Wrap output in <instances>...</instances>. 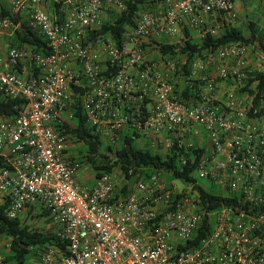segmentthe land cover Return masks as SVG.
Wrapping results in <instances>:
<instances>
[{
	"label": "built area",
	"instance_id": "1",
	"mask_svg": "<svg viewBox=\"0 0 264 264\" xmlns=\"http://www.w3.org/2000/svg\"><path fill=\"white\" fill-rule=\"evenodd\" d=\"M123 10L122 0L11 1L0 32L17 29L13 18L25 14L50 52L12 47L0 58V96L27 102L17 116L0 117V201L9 202L11 219L32 208L46 212L68 243L67 253L46 250L40 264H264V91L236 94L264 73V51L251 68L250 47L231 44L186 72L180 59L147 54L154 41L183 39L187 28L200 38L218 35L237 21L235 0H162L138 14L120 44L111 36L90 39ZM228 83L233 89L222 94ZM194 85L196 102L184 97ZM75 89L106 143L129 135L158 152L176 150L183 166L198 157L196 182L158 170L118 196L127 180L115 170L92 188L79 184L82 164L68 155L64 129L75 116ZM201 190L237 200L210 212ZM207 217L210 232L188 246ZM0 264H8L1 251Z\"/></svg>",
	"mask_w": 264,
	"mask_h": 264
},
{
	"label": "trees",
	"instance_id": "2",
	"mask_svg": "<svg viewBox=\"0 0 264 264\" xmlns=\"http://www.w3.org/2000/svg\"><path fill=\"white\" fill-rule=\"evenodd\" d=\"M125 4V10L122 12L111 13L102 23L98 30H94L90 34V39L97 36H111L116 39L117 43L123 39L126 30L135 25L138 14L142 11H154L157 4L162 0H122ZM10 6L2 3L0 0V19L12 17ZM58 6L53 5L52 9ZM26 15L17 16L14 19L19 26L13 32L11 40L12 47H29L34 53L47 56L50 49L47 40L33 29L25 19ZM248 29L244 31L242 28L232 25H222L218 35H207L200 38L197 33L187 28L183 39L172 44L166 39L154 41L155 48L158 50L162 59H180L178 68L188 71L193 68L194 64L202 61L210 52L235 43H241L248 47L258 44L261 51H264V31L256 22H249ZM21 68V65L18 66ZM35 73H38L35 70ZM257 82L255 88L253 84ZM197 85L185 87V98H194L196 102L197 96L193 94ZM264 91V73L256 74L254 78L248 80L246 86L240 90L242 95H257ZM82 91L74 90L73 106L75 108V116L68 122L64 129L68 135V140L81 147H77L80 154L78 158L72 157L80 164H88L95 172L96 179L105 173H112L115 170H121L126 178V183L122 189L117 191L118 196H124L133 184L139 180H148L156 171L164 170L173 174V178L182 179L187 183L196 182L195 165L196 160H192L190 156L186 166L181 165L179 152L172 150L167 153L158 152L150 149L148 144L141 146L129 135H124L115 145L106 143L101 136L90 127L87 122L85 112L81 106ZM27 102L21 98H7L0 96V117H15L25 108ZM5 159L0 157V169L4 167ZM199 189H201L199 187ZM202 197L206 204L207 210L216 211L221 207H229L236 200L234 195H215L209 191L201 190ZM9 202L0 201V237L8 240L7 251L2 252L8 264H26L29 259L33 258L39 262L42 254L49 249H56L62 253H67V242L58 237L55 227L48 231L38 225H33L30 219H37L40 222L51 223L46 212L41 213L40 209L32 208L24 217L11 219L8 215ZM212 226L211 219L206 218L202 228L197 232L198 238L190 242L188 246L196 245L199 240L210 232Z\"/></svg>",
	"mask_w": 264,
	"mask_h": 264
},
{
	"label": "rangeland",
	"instance_id": "3",
	"mask_svg": "<svg viewBox=\"0 0 264 264\" xmlns=\"http://www.w3.org/2000/svg\"><path fill=\"white\" fill-rule=\"evenodd\" d=\"M2 3H5V0H2ZM243 10L244 13L242 16L238 15L237 21L235 22V26H238L242 28L244 31H246L248 28L249 22H256L260 28L264 31V0H244L243 2ZM7 4L10 6L11 0H7ZM179 39L172 40L170 43L174 44L178 42ZM259 45L256 44L255 46L250 47V53L255 55L257 52L261 51V49L258 47ZM147 54L150 58H154V56H158L159 52L155 47L148 48ZM181 61V60H180ZM233 88L227 86L221 87V93H227L228 91L232 90ZM237 96H240V90H237L236 92ZM243 96V95H242ZM77 147H81V144H77L73 141H69V150H72V157L78 158L80 154L77 152ZM82 169L87 175L90 176L91 181L94 183L96 180L95 172L91 169V167L88 164H82ZM177 185L180 186L181 183L176 181ZM123 186V181H120L118 183V190ZM31 224L38 225L40 227L46 228L48 225L45 223V221L40 222L37 219H30ZM26 264H38L37 261H35L33 258L29 259Z\"/></svg>",
	"mask_w": 264,
	"mask_h": 264
},
{
	"label": "crops",
	"instance_id": "4",
	"mask_svg": "<svg viewBox=\"0 0 264 264\" xmlns=\"http://www.w3.org/2000/svg\"><path fill=\"white\" fill-rule=\"evenodd\" d=\"M235 1H236V6H237V13H238V15L242 16L244 13L243 6H242L243 3L240 0H235ZM50 11L53 12L54 9L50 8ZM12 35H13V32L11 30L0 32V58L1 59H4L7 56V53L9 51V49L11 48ZM153 59L160 61L162 58L160 55H158V56H154ZM248 60H249V64H250L251 68H256V54L253 55L252 53L249 52ZM228 85L231 87V83H228ZM224 86H226V85H224ZM68 155L69 156L72 155L71 149L68 150ZM78 182H79V184H81L84 187L92 188L96 185L97 179L93 183L90 179V176L87 175V173H85L82 169L81 172L78 174ZM47 225L48 226L45 228L46 231H48L52 228L51 223H48ZM52 230H53V228H52ZM55 232H56V228H55ZM7 244H8V240L0 237V251L1 252L7 251ZM38 264H40V261L38 262Z\"/></svg>",
	"mask_w": 264,
	"mask_h": 264
}]
</instances>
